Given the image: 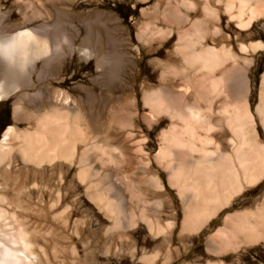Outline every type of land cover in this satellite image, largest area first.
Masks as SVG:
<instances>
[{
    "label": "bare ground",
    "instance_id": "bare-ground-1",
    "mask_svg": "<svg viewBox=\"0 0 264 264\" xmlns=\"http://www.w3.org/2000/svg\"><path fill=\"white\" fill-rule=\"evenodd\" d=\"M236 1L226 2L229 15ZM15 6L18 21H8L12 12L0 17V103L12 100L13 106V124L0 141V264H48L47 239L53 232L47 224L59 230L73 211L64 206V179L59 170L50 203L44 199L50 190L37 184L36 180L55 165L78 168L76 180L89 202L112 223L109 230L135 228L140 220L152 240L162 238L167 246L173 229L178 230L179 239L197 234L233 198L264 180V141L258 133L261 129L264 139V74L258 103L251 113L247 79L251 61L244 60V68L237 69L230 49L205 45L207 29L178 33L173 52L164 61L155 62L162 74L157 88L142 92L147 113L140 115L133 99L132 113L122 105L118 112L105 117L109 100L102 94L80 87L85 97L72 99L54 87L66 80L51 75L77 55L83 62L94 61L98 71L92 80L94 86L106 90L116 83L125 88L129 59L124 41L110 38L106 24L104 37L89 27L81 35L70 20L72 5L63 6L62 0H18ZM248 6L241 2L238 15L230 16L242 30L257 18ZM247 9L248 20L243 23ZM202 11H208L207 2ZM168 23L174 24L171 15ZM217 35L222 37L220 31ZM80 38L77 47L74 40ZM239 50L249 52L241 45ZM250 50H264V45H253ZM176 56L181 66L177 71L172 63ZM227 61L232 64L225 69ZM229 71L232 74L227 77ZM175 80L181 84L179 91L174 88ZM159 118L167 119L168 126L158 136L157 154L149 158L145 152L148 142L145 138L136 140L142 130L135 124L141 120L150 130ZM116 130L126 131L125 141L130 142L131 149L110 146L108 136ZM92 160L101 168L127 162L129 173L143 188L142 194L130 191L128 181L111 183V175L101 176L93 170ZM153 169L165 174L166 185L160 175H151ZM29 178L33 183L25 188ZM166 186L178 197L180 221L163 224L156 215L149 216L144 207L154 209L157 215L165 204L173 207L165 194ZM123 188L137 202L139 219L125 210ZM154 196L158 198L152 200ZM118 239L116 252L121 254L122 243L128 239L124 235ZM262 242L264 195L254 210L224 218L222 227L206 241V254L215 259L205 264H224L220 258ZM135 253L132 247L130 257ZM157 255H143L140 262L153 264Z\"/></svg>",
    "mask_w": 264,
    "mask_h": 264
},
{
    "label": "rangeland",
    "instance_id": "rangeland-1",
    "mask_svg": "<svg viewBox=\"0 0 264 264\" xmlns=\"http://www.w3.org/2000/svg\"><path fill=\"white\" fill-rule=\"evenodd\" d=\"M17 1L0 0V17L12 12L13 16L8 21H18L19 16L15 6ZM206 2L210 12L206 11L205 14L202 8ZM226 2L228 0H62L63 6L72 5L73 13L70 15V20L81 35L85 34L87 27H89L95 33L100 32L104 37V24H106L108 29L106 33L108 36L110 35V38H114L116 41H124V51L129 59L126 75L127 86L123 88L114 83L106 90L94 86L92 80L98 76L94 61L83 62L77 55H74L66 60L61 71L51 75L66 80L60 87L56 85L54 87L61 92L68 93L72 99L85 97L80 87L91 89L98 95L102 94L104 98L109 100L105 106V117L109 112H118L122 105L126 106L127 113L130 111L132 113L130 107L133 99L136 100L138 113L140 115L145 114L147 110L141 101L142 92L157 88L162 74V71L156 68L155 62L164 61L166 55L173 52L178 40V33L207 29L205 45L207 47L216 45L219 48L226 46L235 57L234 63L236 62L235 67L237 69L244 68V60L251 61V65L247 69V79L250 87L249 109L253 113L258 103L261 78L264 74V50L253 53L250 49L253 45H264V0H237L233 4V9H229L233 16H237L239 5L241 2H245L257 15V18L245 30L237 27V20L230 19L232 15L228 14ZM248 11L249 9L245 10L242 16L243 23L248 20ZM169 15L172 16L173 25L168 23ZM246 16L247 18H245ZM191 27L192 29H190ZM218 30L222 37H218ZM74 43L78 47L81 38L74 40ZM240 45L246 47L249 52L247 54L240 53ZM173 61V67L177 71L181 67L179 57H174ZM227 62L223 65L225 69L230 68L232 64L231 61ZM230 72H227V77L232 74ZM173 75L172 77L177 76ZM179 87L181 88L180 82L175 80V90L179 91ZM96 108L98 110L97 106ZM200 108L203 109V106L200 105ZM12 109V100H5L0 103V141L6 129L13 124ZM104 119L103 116V121ZM158 121L150 130L141 120L135 124L142 130L136 140L146 139L148 147L145 152L149 158L157 154L159 149L158 136L168 126L167 119L159 118ZM124 131L116 130L115 137L114 134L108 136L110 146H123L125 150H128L130 142L125 141L126 131L125 133ZM258 133L264 141L262 130H258ZM126 163L108 164L101 168L98 163L93 162V160L90 161L93 170L100 172L101 176L107 175L109 177L111 175L109 178L111 183H118L120 180L128 181L130 191L142 194V186L137 178L129 173L130 168ZM109 166L110 168H108ZM58 170L63 174L64 179L61 187V192L64 194V206L72 208L73 211L65 226L60 228L61 230L47 224V227L53 232L47 239L48 264H142L140 258L143 255L151 256L154 253L158 255L153 260V264H205L210 261L213 262L215 258L206 254V241L209 236L222 227L223 220L227 215L254 210L264 195L263 180L233 198L229 203L230 205L221 209L209 225L197 234L184 235L179 239L178 230L173 229L172 238L169 246H167L162 238L152 240L147 227L140 220L136 222L135 228L109 230L112 223L107 221L89 202L84 194L83 186L76 180L78 171L76 167H69L65 164L55 165L51 171L46 170L36 180L39 186H46L50 190V193L44 196L46 202L49 201L50 203L54 198L55 193L53 191L57 188ZM154 174L160 175V179L166 185L164 173L153 169L151 175ZM32 183L33 181L29 178L23 186L28 188ZM165 189L167 190L165 194L173 201V207L165 204L159 215L150 207V209L144 208L149 216L156 215L160 223L178 222L180 221L179 209L177 208L178 197L168 186ZM123 195L126 204L125 210L138 218L140 210L137 207V202L131 199L129 190L123 188ZM157 198L158 196H154L152 200ZM139 208L141 209L142 205ZM174 212L176 213L175 217L172 216ZM128 225L130 226L129 223ZM128 225L127 227H129ZM121 235H124L128 242L123 241L122 253L118 254L116 249L120 244L118 237ZM132 247L136 249L133 258L129 255ZM52 251L55 252V256L51 255ZM221 260L224 264H264V243L245 248L237 254H227L220 258Z\"/></svg>",
    "mask_w": 264,
    "mask_h": 264
}]
</instances>
